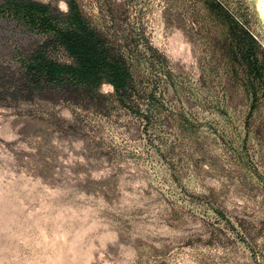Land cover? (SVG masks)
<instances>
[{
    "label": "rangeland",
    "instance_id": "1",
    "mask_svg": "<svg viewBox=\"0 0 264 264\" xmlns=\"http://www.w3.org/2000/svg\"><path fill=\"white\" fill-rule=\"evenodd\" d=\"M33 1L130 81L25 91L38 35L0 7V264H264V0Z\"/></svg>",
    "mask_w": 264,
    "mask_h": 264
},
{
    "label": "trees",
    "instance_id": "2",
    "mask_svg": "<svg viewBox=\"0 0 264 264\" xmlns=\"http://www.w3.org/2000/svg\"><path fill=\"white\" fill-rule=\"evenodd\" d=\"M215 5L219 15L228 17L219 3ZM0 7L22 17L23 26L38 35L34 49L22 59L20 83L25 91H91L106 81L117 94L127 93L130 71L123 54L75 2H68L65 13L33 0H2Z\"/></svg>",
    "mask_w": 264,
    "mask_h": 264
}]
</instances>
